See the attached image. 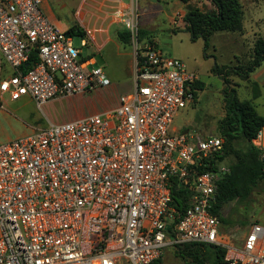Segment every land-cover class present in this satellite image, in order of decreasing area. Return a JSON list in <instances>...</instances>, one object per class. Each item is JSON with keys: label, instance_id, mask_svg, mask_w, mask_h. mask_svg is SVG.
Wrapping results in <instances>:
<instances>
[{"label": "built area", "instance_id": "2783aa9c", "mask_svg": "<svg viewBox=\"0 0 264 264\" xmlns=\"http://www.w3.org/2000/svg\"><path fill=\"white\" fill-rule=\"evenodd\" d=\"M45 1L0 0V106L30 97L42 109L112 84L85 55L92 31L77 48L45 16ZM140 2L115 11L135 69L118 106L0 143V264H155L167 248L193 244L225 249L227 264H264L263 225L240 237L213 214L230 169L207 167L225 138L172 131L197 77L141 39ZM252 145L264 163V126ZM174 191L188 195L181 213Z\"/></svg>", "mask_w": 264, "mask_h": 264}, {"label": "rangeland", "instance_id": "374dc122", "mask_svg": "<svg viewBox=\"0 0 264 264\" xmlns=\"http://www.w3.org/2000/svg\"><path fill=\"white\" fill-rule=\"evenodd\" d=\"M80 0H53L51 3L56 19L64 25L73 17L72 13L78 8ZM245 12L244 30L242 32L216 33L210 38L209 47L205 49L202 38L194 41L186 29L187 23L180 21L176 27L170 20L172 13L189 8L201 11L213 9L209 0H191L184 6L180 0H161L153 6H147L150 13L152 38L159 48L169 57L181 59L187 69L197 77L196 81L204 84V89L198 91L197 97L186 105L175 120L178 133L190 131L196 135H220V124L226 114V99L224 90L227 87L224 79L215 72L216 66L230 67L227 84L230 90H236L240 99L253 100L257 110L264 115V63L248 80L236 74L237 67L248 65L253 56L254 44L257 39H264V0H241ZM66 4V7H62ZM150 7L156 11L152 15ZM89 12L95 11L92 8ZM187 10V11H186ZM76 25V24H75ZM74 26V25H73ZM74 43L81 48L80 36H74ZM88 52L87 49H85ZM129 51V50H127ZM110 76L112 86L99 88L92 93L64 97L46 104L42 109L30 97L18 101H11L6 97L2 101L0 112V138L17 139L25 130H41L49 127L51 123L59 124L74 119H80L94 114L109 111L108 108L114 98L122 93L130 84L132 76L129 75L130 58L117 54L116 49L109 47L101 58ZM119 87L122 91L115 92L112 96L107 91L112 87ZM118 89V88H117ZM259 96V98H257ZM105 100L102 101L101 100ZM119 99V98H118ZM236 161L234 155L226 159L228 166ZM224 217L230 218L235 224L224 228L232 231L237 236H243L250 231L252 223L264 226V187L258 189L251 200L245 203H231L223 212ZM246 222L242 225L240 222ZM177 249L167 248L160 264H185V260L177 254Z\"/></svg>", "mask_w": 264, "mask_h": 264}, {"label": "trees", "instance_id": "16d2710c", "mask_svg": "<svg viewBox=\"0 0 264 264\" xmlns=\"http://www.w3.org/2000/svg\"><path fill=\"white\" fill-rule=\"evenodd\" d=\"M188 4L191 0H180ZM213 9L201 11L197 8H189L184 20L186 29L192 35V40L202 38L205 49L209 47L210 38L216 33H236L244 30L245 12L241 0H209ZM69 32L74 36H83L82 30L73 27ZM145 32L141 30L140 37L144 39ZM119 38L124 44H130L129 33H120ZM264 63V39L256 40L253 56L250 63L244 67H237L236 74L244 80L250 79L251 75ZM230 67L216 66L217 72L224 79L226 99V114L219 130L220 136L226 140L224 153L211 161L207 170L218 171L230 156L236 161L228 165L230 171L224 174L218 183L217 203L213 214L217 216L223 227L228 228L235 223L223 212L226 207L235 202L245 203L251 200L254 193L264 187V163L260 159L259 151L252 145V139L261 127L264 126V116L260 115L251 101H241L236 90L228 87V75ZM204 89V84L196 81L191 90L197 97L198 91ZM173 205L181 213L188 207V195L184 191H174ZM246 225V222H240ZM177 254L185 260V264H227L225 261L226 250L214 245L193 244L177 248ZM163 258V257H162ZM158 260L155 264H160Z\"/></svg>", "mask_w": 264, "mask_h": 264}, {"label": "crops", "instance_id": "0c3cea01", "mask_svg": "<svg viewBox=\"0 0 264 264\" xmlns=\"http://www.w3.org/2000/svg\"><path fill=\"white\" fill-rule=\"evenodd\" d=\"M140 1H141L140 6H141V9L143 12L142 17H141V22H140L141 30L144 31L146 34L143 40L146 42L147 41H153L158 46L155 39L152 38V35H153L152 30H151L152 26H151V20L149 18V16H151V14L146 15L144 18H143V16L146 13L151 12V11H149V8L147 9V6H153L154 4L158 3L161 0H157L156 2H152L150 0H140ZM52 2H53V0H46L42 6V9H43L45 16L48 18V20L52 24L66 30V31H69L73 27H76V28L82 30V32H86L87 30L92 31V38L88 43V47L86 48L88 50V52L85 51V55L94 57L97 65L103 67L105 69V71L107 72L108 76H109V73H108L106 67L103 64H101L102 63L101 58H102L103 54L105 53V51L109 47H113L114 49H116L118 55L130 58V62H129L130 71L128 73H129L130 77L132 76V78H130L131 82L127 86V88L124 90H129L128 92H125V93H129L130 91H132L133 87H134V72H135V69H134V49H133L131 44L127 45V44H124L123 42H121V40L119 38V34L120 33H127V31L125 30L123 23L118 21L117 18L115 17V11H117L119 9L128 10L130 8L131 0H80L78 8L74 11V13H72L73 17L71 19H68L67 22H65L66 23L65 25L61 21L56 19L54 12H53V9H52V5H51ZM188 4H184V6H187ZM62 7H66V4H63ZM89 8H92L95 11V13L89 12V10H88ZM150 10H153L152 15L155 16L157 10H154L153 7H150ZM183 12H185L184 8L181 10H177V11L173 12L172 16H170V20L174 21V24L176 25V27H178L180 25V21H183V22L185 21L184 17L188 11L186 13H183ZM184 26L187 27L186 24H184ZM127 50H129V51H127ZM4 69H5L6 74H9L11 72L10 67L6 63H5ZM109 78H110V76H109ZM111 86H112V84H111ZM112 89H114L115 92L122 91L119 89V87H116L114 85V87H112L111 89H109L107 91V94H110V96H112V94H113ZM125 93H122V94H125ZM118 98H120V97H118V95H117L114 98L113 102L110 104L108 110H112L118 106V104H119ZM257 98H259V96ZM101 100H102V98H101ZM240 100L241 101H251L254 104V101L256 99L253 98V100H246V99H243V100L240 99ZM102 101H105V100H102ZM50 102H52V101H50ZM1 109H2V105L0 106V112H1ZM256 109H257V107H256ZM179 114L176 116V118L179 116ZM260 115H262V114H260ZM262 116H264V115H262ZM81 118H83V117H81ZM176 118H175V120H176ZM74 120H77V119H74ZM51 124H55V123H51ZM44 129H46V128H44ZM41 130H43V129H41ZM38 131H40V130L35 131V130L28 128L27 130H25L23 135L20 136L19 138L32 135ZM172 131L175 133L179 132V129L175 126V121L173 124ZM12 140H14V139L0 138V143L9 142Z\"/></svg>", "mask_w": 264, "mask_h": 264}, {"label": "water", "instance_id": "95a60500", "mask_svg": "<svg viewBox=\"0 0 264 264\" xmlns=\"http://www.w3.org/2000/svg\"><path fill=\"white\" fill-rule=\"evenodd\" d=\"M150 1H152V2H156L157 0H150ZM67 35H68V36H70V34H69V33H67Z\"/></svg>", "mask_w": 264, "mask_h": 264}]
</instances>
